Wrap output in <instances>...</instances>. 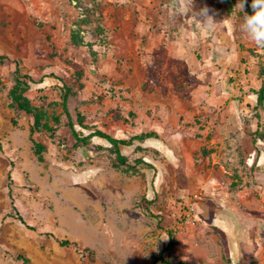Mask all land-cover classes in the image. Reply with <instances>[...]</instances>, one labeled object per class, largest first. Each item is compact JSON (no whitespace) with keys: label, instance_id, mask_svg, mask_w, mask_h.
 Here are the masks:
<instances>
[{"label":"rangeland","instance_id":"374dc122","mask_svg":"<svg viewBox=\"0 0 264 264\" xmlns=\"http://www.w3.org/2000/svg\"><path fill=\"white\" fill-rule=\"evenodd\" d=\"M231 3L226 16L221 0H0V55L39 81L26 95L51 127L34 134L38 161L33 120L12 107L15 64L0 63V264H264V48ZM65 87L83 135L157 137L121 146L114 167L106 140L71 136Z\"/></svg>","mask_w":264,"mask_h":264},{"label":"trees","instance_id":"16d2710c","mask_svg":"<svg viewBox=\"0 0 264 264\" xmlns=\"http://www.w3.org/2000/svg\"><path fill=\"white\" fill-rule=\"evenodd\" d=\"M221 1H222V5L219 6V10L224 15L228 16L231 13V9H232L231 0H221ZM250 5H251V0L248 3V11L250 12V14H252L253 10L251 9ZM4 61H8V62L15 64V82L10 89L12 107L16 109L17 111L25 113L26 115L32 118L33 122L29 128V139L32 142L33 151H34V154L37 160L43 161L42 153L45 150V146L34 138V134L36 132H39L42 129L51 130V127L48 125L47 122L44 121L45 114L42 111H40L38 108L34 107L26 95L28 90L31 88V85L36 84L39 81H35L29 74L22 72V68H21L19 60L10 59L9 57L5 55H0V63ZM65 90L66 91L62 99V110L66 117V120H67L66 125L71 133V136L76 140V142L82 145H85V146H91V148L93 149L99 148L100 146L92 145L91 138L98 137V138H102L106 140L110 144V148L115 153V156L117 159V162L113 163L114 167L125 165V162H126L125 157L121 154L120 146H130L133 144L134 141H137V140L141 141L144 138L156 136L155 132L150 131V132H141L137 135H133L129 137L128 139H119L99 129L91 131V133L87 135H83V133H80L78 131L76 127V123L74 122L73 117L68 108V96L70 93V89L68 87H65ZM254 93L256 94L257 104L259 105L264 104V80L262 81L260 88ZM76 121L79 127H81L82 129L88 128L85 125H83L79 115L76 116ZM136 164L146 165L147 163H145L143 160L137 159ZM127 168L135 169V166L127 165ZM8 178H10V176H8ZM13 209L15 210V213L14 215H10V216H15V218H17L21 223L24 224L23 218L16 211L15 207H13ZM27 228L30 230H35L33 227L29 225H27ZM58 242L61 246H69L70 244H72V242L68 239H60ZM173 244H174V240L171 237L168 243V246L171 247ZM87 252H88V255L91 257L92 251H87ZM17 258L21 260L22 264H30L29 259L22 254H18ZM152 264H173V263H171L168 258L164 257L162 252H159L158 254L153 256ZM174 264H184V263L178 262Z\"/></svg>","mask_w":264,"mask_h":264},{"label":"clouds","instance_id":"9594fccd","mask_svg":"<svg viewBox=\"0 0 264 264\" xmlns=\"http://www.w3.org/2000/svg\"><path fill=\"white\" fill-rule=\"evenodd\" d=\"M246 0H238L235 9L243 15L240 25L241 31L247 34L248 38L260 48H264V0H251L252 14L243 11ZM208 9L202 8V13L207 15Z\"/></svg>","mask_w":264,"mask_h":264},{"label":"crops","instance_id":"0c3cea01","mask_svg":"<svg viewBox=\"0 0 264 264\" xmlns=\"http://www.w3.org/2000/svg\"><path fill=\"white\" fill-rule=\"evenodd\" d=\"M150 131H153V130H150ZM150 131H144V132H150ZM153 132H155V131H153ZM141 133V132H140ZM156 133V132H155ZM139 134V133H138ZM135 135H137V134H135ZM157 137V133H156V136H152V137H148V138H144L143 140H141V141H134V142H138V143H142L143 141H146V140H151V139H153V138H156ZM120 139V138H119ZM121 139H126V138H121ZM128 139V138H127ZM133 142V143H134ZM131 146V145H130ZM124 147H128V146H124ZM120 151H121V146H120ZM146 165H148V164H146ZM209 210V211H208ZM207 210V213H206V219L209 221V220H220V221H222L223 223H222V225H221V228H222V230H225L226 229V227H227V225H226V223L224 222V221H226L227 219H226V214L224 213V212H222V211H219L218 210V212L216 211L214 214L212 213L213 211H211V209H210V207H209V209ZM231 221V223H230V228H231V232H232V236H233V239H234V220L232 219V220H230ZM234 241V240H233ZM234 243V242H233Z\"/></svg>","mask_w":264,"mask_h":264},{"label":"built area","instance_id":"2783aa9c","mask_svg":"<svg viewBox=\"0 0 264 264\" xmlns=\"http://www.w3.org/2000/svg\"><path fill=\"white\" fill-rule=\"evenodd\" d=\"M193 208L192 207H186L184 212L178 217L179 218V225L180 227H189L190 225L194 224L193 219Z\"/></svg>","mask_w":264,"mask_h":264}]
</instances>
